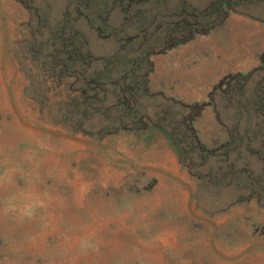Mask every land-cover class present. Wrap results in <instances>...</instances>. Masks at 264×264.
<instances>
[{"label":"rangeland","instance_id":"1","mask_svg":"<svg viewBox=\"0 0 264 264\" xmlns=\"http://www.w3.org/2000/svg\"><path fill=\"white\" fill-rule=\"evenodd\" d=\"M0 264H264V0H0Z\"/></svg>","mask_w":264,"mask_h":264}]
</instances>
